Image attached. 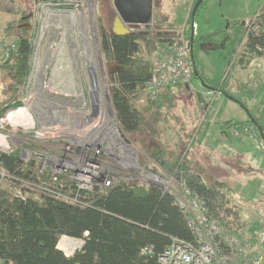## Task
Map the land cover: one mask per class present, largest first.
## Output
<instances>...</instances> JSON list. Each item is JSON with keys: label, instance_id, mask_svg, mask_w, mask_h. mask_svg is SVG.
Wrapping results in <instances>:
<instances>
[{"label": "trees", "instance_id": "16d2710c", "mask_svg": "<svg viewBox=\"0 0 264 264\" xmlns=\"http://www.w3.org/2000/svg\"><path fill=\"white\" fill-rule=\"evenodd\" d=\"M254 17L249 27L243 22V28L238 32L244 45L236 59L238 64H243L246 57L264 56V4ZM13 24L9 23L7 36L13 34ZM98 29L103 50L110 54L116 67L111 75L114 88L109 98L117 122L127 138L130 134H146L155 139L160 131L158 124L161 116L173 104L170 100L173 88L166 89L160 96L161 100L149 101L144 110L135 108L132 102L142 95L152 74L151 63L141 56L142 52H156L160 42L171 36L160 33L159 28L145 34L131 31L127 35L117 36L112 28L107 30L101 21ZM22 30L26 32L25 28ZM190 31L191 28L187 31L189 41ZM18 43L16 62L1 67L10 83L0 99V113L12 101L9 93L10 97L15 98L16 90L30 73L29 64L34 49L32 42L21 36ZM194 71L195 75V63ZM197 75L218 90L227 92L226 79L214 83L204 75ZM177 87L187 90L185 85ZM251 117L264 132L260 119L252 114ZM225 125L228 128L251 126L258 140L262 141L259 129L250 119L246 122L230 121ZM189 138L184 137L186 143ZM155 151L153 160L166 172L157 174L176 178L203 203L210 219L220 222L231 233L244 231L253 243H258L259 235L264 233V225L259 222L247 223L243 219L242 205L230 197L231 188L227 182L203 170L197 174L189 158L182 155L184 152L177 154L170 151L161 142H157ZM19 152V147L13 145V151L2 156L5 168L21 178L45 183L47 175L42 177L39 174L34 160L22 161ZM145 168L149 170L147 165ZM51 187L68 194L76 193L65 176ZM80 198L89 205L76 206L49 195L34 193L21 200L0 189V261L4 264H160L159 257L172 238L196 243L195 234L188 227L176 197L160 187L120 179L111 187L96 189L93 193L82 192ZM63 236L84 239L82 249L67 256L58 247ZM146 248L151 250L150 254H143ZM221 248L226 251L227 246L221 242Z\"/></svg>", "mask_w": 264, "mask_h": 264}, {"label": "rangeland", "instance_id": "374dc122", "mask_svg": "<svg viewBox=\"0 0 264 264\" xmlns=\"http://www.w3.org/2000/svg\"><path fill=\"white\" fill-rule=\"evenodd\" d=\"M197 2L198 0H155L153 7L156 13L153 24L156 22V25H152L150 29L144 27H130V29L145 34L151 32L153 28H159L160 33L173 36L178 29L185 26L187 34L192 26L189 21ZM262 4L264 0H203L194 18L193 57L197 73L206 76L207 80L214 83L226 79L227 82L224 81L227 83L226 89L230 92L234 90L236 94L235 87L240 85L239 77L237 78L232 70L230 71L232 79L229 78L226 69L232 58H235V50H239L243 45V39L238 36L239 30L243 28V22L254 17ZM72 11L77 13L78 19L81 14L85 15V34L90 37L97 53L94 52L96 68L100 76L99 86L101 90L108 91L109 97L114 88L111 75L116 67L110 54L103 50L98 27L101 21L107 30L112 28L117 14L113 0H58L57 2L0 0V40H18L21 36L28 38L34 48L31 58L37 56L42 59L47 54L50 62L53 57L57 58L60 55L63 59L67 56L59 49V44L63 42L67 57L72 60L73 65H77L74 66L73 71L82 75L81 81L87 90L85 73L87 58L79 54L85 49L81 22L78 20V23L74 24L70 20L64 21L49 15L50 13L65 15ZM11 22L15 25L11 35L13 38L7 36V27ZM68 25L71 26L72 33L65 35V28ZM23 28L26 32L22 30ZM154 52H142L141 56L150 62ZM67 60L68 58L60 60L63 62L61 67L65 68L63 73L73 68ZM30 63L29 65L34 67L32 60ZM48 72L50 77L51 68ZM26 81L27 79L16 90L15 98ZM9 83L10 79L6 73L0 71V99L4 97L3 92ZM205 84L210 85L207 82ZM205 84L198 75H193L190 83L191 91L183 87L173 88L170 91V100L173 104L169 107V111H164V115L161 116L158 124L160 131L155 139L146 134H130L127 139L132 143L131 148L138 154L140 165L142 167L147 165L149 170L155 171L156 174L164 172L152 158L156 152L157 142H161L167 149L177 154L184 152L182 155L185 154L187 156L185 157L189 158L192 169L197 174L203 170L229 184L230 197L242 205L241 214L247 223L259 222L264 225V140L262 139V142L257 137L248 136L237 138L232 134V130L237 127L228 128L224 123L231 119L249 120L250 111L255 113L257 109H261L264 121V95L254 94L253 90L254 99L245 106L241 102L245 99L241 92L235 95L240 102L237 103L219 92L208 90ZM260 85V82L253 83L251 88L255 87L258 90L261 88ZM9 99H14L10 97V93ZM161 99L160 97L157 100ZM148 102L142 93L132 104L135 108L144 110ZM186 136L190 137L187 143V139H184ZM223 142H227L226 147L230 149L226 150ZM167 176L164 175L163 178H169ZM173 180L175 189L180 191L181 184L176 178ZM5 190L9 192L8 189ZM220 226L224 225L220 224ZM241 234L245 235V232L241 231ZM62 246L60 243L59 247ZM258 256L264 261V252H260Z\"/></svg>", "mask_w": 264, "mask_h": 264}, {"label": "built area", "instance_id": "2783aa9c", "mask_svg": "<svg viewBox=\"0 0 264 264\" xmlns=\"http://www.w3.org/2000/svg\"><path fill=\"white\" fill-rule=\"evenodd\" d=\"M252 19L255 17L245 21L246 27ZM18 56V40H0V71L6 63L13 65ZM58 59L53 57L50 62L47 54L42 59L31 58L34 67L30 66L26 83L0 113V189H8L21 200L34 193L86 207L89 203L80 198L82 192L111 187L120 179L151 184L176 197L196 237L195 244L172 238L159 257L160 264H264L258 256L264 252V233L256 244L241 231L231 233L209 218L203 203L184 184L178 191L174 177L165 179L142 167L138 154L122 135L106 91L100 86L93 89L89 81L86 90L80 76L53 78ZM150 63L152 74L143 91L146 101L159 99L168 88L191 83L194 60L185 26L161 42ZM252 130L244 126L234 128L232 134L255 138ZM13 145L19 147L22 161L34 160L39 174L47 175L45 183L21 178L5 168L2 156L13 151ZM62 176L70 180L75 194L51 187ZM221 242L227 246L226 251ZM60 243L63 246L59 249L72 256L82 249L84 239L63 236ZM150 253V249L143 250V254Z\"/></svg>", "mask_w": 264, "mask_h": 264}, {"label": "water", "instance_id": "95a60500", "mask_svg": "<svg viewBox=\"0 0 264 264\" xmlns=\"http://www.w3.org/2000/svg\"><path fill=\"white\" fill-rule=\"evenodd\" d=\"M203 0H198V2L195 4L192 10V26L190 31V44H191V50L193 55V44H194V18L195 15L201 6ZM113 4L116 10V16L114 19V22L112 24V32L113 34L117 36H123L127 35L131 32L130 27L134 26H140L144 27L146 29L151 28V21L153 17V0H113ZM29 28L31 26L28 25ZM197 75V72L195 73ZM202 83L205 84V82L199 77ZM187 90L191 91L190 84L185 85ZM205 88H207L210 91H214L216 93H221L227 98L240 103L237 99L230 96L228 93H226L223 90H218L215 87H212L210 85L205 84ZM110 100V98H108ZM3 113V110L1 111ZM250 120L254 123V125L259 129L261 133V138L264 140V132L257 125V123L254 121L252 117H250ZM122 135L127 141V143L131 144L130 141L125 136L124 131L121 129Z\"/></svg>", "mask_w": 264, "mask_h": 264}, {"label": "crops", "instance_id": "0c3cea01", "mask_svg": "<svg viewBox=\"0 0 264 264\" xmlns=\"http://www.w3.org/2000/svg\"><path fill=\"white\" fill-rule=\"evenodd\" d=\"M243 43V42H242ZM243 46H241V48H239V50H235V58L233 57L232 58V61L230 62L228 68L226 69V72H227V75L230 76V71H234L236 77L238 78L239 77V80H240V85L235 87V91H236V94L237 93H240L242 94L243 97H245V99H243L242 104L245 105V106H248V102H251L253 101L254 99V94H263L264 95V56L263 57H246L244 59V62L243 64H238L236 63L237 62V58L239 57L240 53L243 51ZM232 79V75L229 77ZM260 82L261 85L259 87H261L260 89L256 90L255 87L254 88H251V84H256ZM177 88V87H175ZM225 90L227 91L226 93H228L230 96L234 97L235 99L239 100L238 97H236L235 93H234V90H232L231 92L229 90L226 89L225 87ZM253 90H254V94H253ZM257 112L255 113H252L250 111V113L260 119L261 123L264 125V121L262 120V113H261V109H257L256 110ZM260 117H259V116ZM248 120V119H247ZM247 120L245 121H235L233 119L231 120H227L225 121L224 123L226 122H230V121H233V122H246ZM223 146L225 147V149H230V148H227L226 147V144L227 142H223ZM229 144V143H228Z\"/></svg>", "mask_w": 264, "mask_h": 264}, {"label": "bare ground", "instance_id": "6f19581e", "mask_svg": "<svg viewBox=\"0 0 264 264\" xmlns=\"http://www.w3.org/2000/svg\"><path fill=\"white\" fill-rule=\"evenodd\" d=\"M55 17L60 19L61 16H55ZM61 19H63L64 21H69L70 20V22H73L74 24L78 23V20L81 22L82 27H83V36H84L83 37V40L85 42V49H84V52H79V50H78V52L81 55V57L84 55L87 58V63H86L85 69L87 68V73L90 74V77H91V80H92V83H90V84H91L92 88L93 89L95 87L98 88L99 84H98L97 79H96V76H97V68H96V63H95V54H94L95 50H94V47L92 46V41H91L90 37H87V35L85 34V29H86V27H85V15L84 14H81L80 18L78 19L77 13L72 11V12H70V14L63 15ZM66 27L67 28H65V26H64V28H65V35H67L68 33L71 34L72 33L71 32V26L68 25ZM59 49H61V51L65 55L68 56L67 51H66V47L64 46L63 42H62V44H59ZM67 56L65 58L61 59L63 56H60L59 55V59H58V63H57V68L55 70V74H54V77L53 78H55V76H57V75L60 77L61 74L66 78V75H64V73H63V70L65 68L63 69L61 67L63 62H61L60 60H66L68 58L67 61L72 65V62H71L72 60L69 59V57H67ZM75 65H72L73 69H74V66ZM43 72H44V70H43Z\"/></svg>", "mask_w": 264, "mask_h": 264}, {"label": "flooded vegetation", "instance_id": "af4514ba", "mask_svg": "<svg viewBox=\"0 0 264 264\" xmlns=\"http://www.w3.org/2000/svg\"><path fill=\"white\" fill-rule=\"evenodd\" d=\"M154 1H155V0H153V4H154ZM155 13H156V12L154 11V7H153V17H152V21H151V27H152V25H156V22H155V24H153ZM189 23L192 24V17H191ZM72 65H73V63H72ZM85 73H86L87 82L89 81V83H92V80H91L90 74H88L87 71H85ZM101 73H102V72H101ZM65 75H66V77H67L68 79H69V78H75V77H79V76H80V74H79L78 72L73 71V68H71V71H67V72L65 73ZM81 76H82V75H81ZM81 76H80V77H81ZM99 77H100V76L98 75V72H97L96 79H97L98 84L100 83V78H99ZM102 77H103V75H102ZM107 93H108V91H106V94H107ZM109 96H110V94H109ZM107 97H108V95H107ZM108 98H109V97H108Z\"/></svg>", "mask_w": 264, "mask_h": 264}]
</instances>
